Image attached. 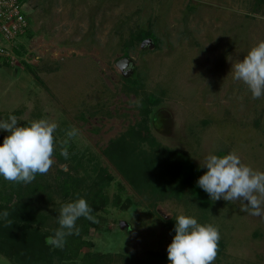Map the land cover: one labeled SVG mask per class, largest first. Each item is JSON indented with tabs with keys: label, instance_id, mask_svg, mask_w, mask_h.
<instances>
[{
	"label": "rangeland",
	"instance_id": "1",
	"mask_svg": "<svg viewBox=\"0 0 264 264\" xmlns=\"http://www.w3.org/2000/svg\"><path fill=\"white\" fill-rule=\"evenodd\" d=\"M263 1H24L28 28L19 51L0 62V119L14 114L21 125L57 124L54 162L38 178L52 200L39 191L31 206L53 219L68 203L57 185L65 173L85 187L110 177L103 189L107 203L94 211L96 225L83 236L89 245L77 262L95 252L123 264L130 253L147 251L164 256L153 264H169L175 218L183 214L218 227L213 264H264V217L242 211L239 200L215 201L206 192L211 205L201 208L187 190L181 198L152 194L147 186L137 190L104 153L124 137L137 160L179 154L203 175L209 153L234 151L264 171V96L253 98L231 73L264 40ZM143 31L152 34V48L136 40ZM125 53L133 61L127 76L115 65ZM138 124L145 137L131 141L127 134ZM73 128L77 135L68 137ZM7 135L0 131V144ZM14 185L0 178V190ZM0 264L14 263L0 255Z\"/></svg>",
	"mask_w": 264,
	"mask_h": 264
},
{
	"label": "clouds",
	"instance_id": "2",
	"mask_svg": "<svg viewBox=\"0 0 264 264\" xmlns=\"http://www.w3.org/2000/svg\"><path fill=\"white\" fill-rule=\"evenodd\" d=\"M231 73L233 79L247 85L253 98L264 96V40L253 46L243 60L236 62ZM56 129L57 124L47 119L33 120L27 125H21L14 114L0 119V131L8 133L0 144V178L28 184L37 174H46L54 162ZM76 135L74 128L67 131L68 137ZM61 155L68 157L66 147L61 150ZM202 168L206 171L196 183L211 200H239L242 211L264 217V171L245 164L234 151L223 155L209 153ZM92 212L83 197L64 204L57 217L59 227L47 238V243L63 248L67 236L79 234L76 224L79 218L94 221ZM8 215L6 210L0 211V220ZM174 232L167 247L169 264H213L220 240L218 227L201 224L194 216L180 214L175 218Z\"/></svg>",
	"mask_w": 264,
	"mask_h": 264
},
{
	"label": "trees",
	"instance_id": "3",
	"mask_svg": "<svg viewBox=\"0 0 264 264\" xmlns=\"http://www.w3.org/2000/svg\"><path fill=\"white\" fill-rule=\"evenodd\" d=\"M24 1L19 0V3L24 4ZM135 38L142 42L147 38L153 39V36L149 31H143L136 34ZM20 45L21 42L18 41L13 47L15 53L19 51ZM123 57L128 56L125 53ZM142 127L138 124L137 127L131 128L127 134L131 141L139 138L144 139ZM126 139L124 137L114 139L109 143L104 153L116 163V166L135 189L140 190L138 187L147 186L152 194L162 196L172 194L177 198L184 196L185 190H187L201 208L211 205L205 192L196 183L201 176V171L191 161L179 154H166L165 158L158 160L149 161L148 158L137 160L133 155V143ZM104 175L101 182H95L91 186L85 187L80 179L65 173L61 182L57 184L65 201L71 202L81 197L85 198L93 209L92 215L95 218L94 221L84 217L79 218L76 222L79 234L67 236L63 248H55L47 243V238L54 235V230L59 227L57 222L59 214H54L55 218L52 219L40 208L34 212L37 208L31 206L33 197L39 191L42 197L47 200L46 202L52 200L53 192L49 191L51 189L47 184L41 185L38 180L39 177L41 178L39 174L26 186H23L22 182H15L10 191L1 189L0 211L6 210L9 215L0 220V255L11 260L14 264H109L103 255L95 252L84 253L78 262L75 260L79 256L80 250L89 245L83 240V236L88 233L90 227L96 225L94 211L96 208H103L107 203L103 189L110 177L107 173ZM171 185H173L172 188ZM119 202L120 199L115 201V204ZM129 204L127 206H130ZM51 220H54L52 227L49 225ZM130 255L132 257H126L123 264H153L152 262H158L159 258L164 257L151 255L147 251L139 256L133 252ZM53 259L56 261L54 262Z\"/></svg>",
	"mask_w": 264,
	"mask_h": 264
},
{
	"label": "built area",
	"instance_id": "4",
	"mask_svg": "<svg viewBox=\"0 0 264 264\" xmlns=\"http://www.w3.org/2000/svg\"><path fill=\"white\" fill-rule=\"evenodd\" d=\"M23 5L19 0H0V62L13 58V47L26 33Z\"/></svg>",
	"mask_w": 264,
	"mask_h": 264
},
{
	"label": "water",
	"instance_id": "5",
	"mask_svg": "<svg viewBox=\"0 0 264 264\" xmlns=\"http://www.w3.org/2000/svg\"><path fill=\"white\" fill-rule=\"evenodd\" d=\"M145 46L148 48H152L154 46V43L151 39L147 38L141 42V48H144ZM115 65L123 73L124 76H127L129 72L133 70V61L130 57L120 58ZM121 227H125V225L123 224Z\"/></svg>",
	"mask_w": 264,
	"mask_h": 264
}]
</instances>
